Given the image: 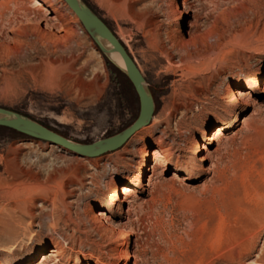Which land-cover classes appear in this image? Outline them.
I'll list each match as a JSON object with an SVG mask.
<instances>
[{
  "label": "rangeland",
  "instance_id": "1",
  "mask_svg": "<svg viewBox=\"0 0 264 264\" xmlns=\"http://www.w3.org/2000/svg\"><path fill=\"white\" fill-rule=\"evenodd\" d=\"M41 1L66 14L61 26L71 33L61 37L49 15L39 31L32 0H0V108L80 143L131 126L140 101L127 75L64 0ZM83 1L137 63L154 115L143 138L136 132L91 158L0 126V264L8 257L10 264H117L124 247L129 264H264V0ZM193 19L202 35L199 58L173 68L154 50L153 33L165 41L184 36ZM258 74L261 87L241 88L230 100L233 83ZM235 115L239 121L208 147L202 168L190 153L193 136L201 141ZM153 146L171 155L169 172L149 162L144 182L154 166L153 185H134L122 208L97 218L100 203ZM188 165L195 171L183 172ZM15 196L26 203L12 211ZM10 213L19 219L8 236L1 222ZM51 248L59 254L43 259Z\"/></svg>",
  "mask_w": 264,
  "mask_h": 264
},
{
  "label": "bare ground",
  "instance_id": "2",
  "mask_svg": "<svg viewBox=\"0 0 264 264\" xmlns=\"http://www.w3.org/2000/svg\"><path fill=\"white\" fill-rule=\"evenodd\" d=\"M114 1L118 5L122 0H114ZM180 2L182 3V5H185L187 0H180ZM32 3L38 10V15H37V19H36L37 21H35V25L39 31L44 30V29L42 30L40 28V26H41L39 23L40 20L43 19V17L45 15H49V19L52 21H56L58 24V28L63 30L64 35L61 36L62 35L61 34L60 35L61 37H65L66 35H69L71 33L70 27H67L66 25L61 26V24L63 22L65 23V21H66V14L65 13H63V12L52 13L50 11L49 7L47 5H45L43 3V1H41V0H32ZM73 13H74V11H73ZM45 26H46L45 28H47L48 24L45 23ZM148 33H150V32H148ZM153 35L155 38V42L153 40L154 50L158 51L161 55H163L167 59V62L171 67L182 68V67L186 66L187 60H194V59L199 58L200 51H201V49L199 47V45H200L199 41L202 39V35H201L200 31L198 30V23H197L196 19H193V21H190L188 23V27L185 31L184 36H179V35L167 36L166 35L167 40L165 41V40L161 39L160 31H159V33H153ZM107 47L109 50L111 49V47L109 45H107ZM109 55L112 57L113 61L121 69H125L124 61L119 54L113 53V54H109ZM134 62H135V60H134ZM143 86H144L145 90L148 92L149 89H148V85H147L145 79L143 80ZM261 86H262V84H261L260 74L252 75L251 77H249L245 81L242 80V81H237V82L233 83L228 88V96H229L231 101H235L239 98V95L242 93L241 88H246V90H252L255 88H259ZM237 121H239V117H238V115H235L231 120H226L224 123L214 127V129L209 134L205 135V137H203V140H201V141L197 140L196 136H193L194 142H193V147L190 150V153L193 156H196L198 158L202 168H205L204 162L208 159V152H209L208 147L211 144H213L214 141H217L219 138L226 135L227 130H229V128H231V126H233V123H235ZM144 127H146V126H143L136 131L137 132L136 137L138 139L143 138L142 135L144 133L141 132L140 130H142V128H144ZM81 157H83V156H81ZM151 161L154 164H156L157 166H163L162 174H166L169 172V164L171 162V155L163 154L157 146H153L149 150H142L141 156L138 159V161L136 162L137 163L135 166L136 171L132 175H130V177H128L125 181H123V183H121L115 187V189L113 191V195L109 201H103L100 203L99 208L97 209V211H95V215L98 216L97 218H99L101 220H106L107 219V215H106L107 211L114 210L117 208H122L126 202L125 197L135 192V189L133 188L134 185L139 186V187L145 185L148 188H150L151 185H153V183H154L153 176H154L155 171H156V167H154V166H152L150 169L151 173L148 175L147 182L146 183L144 182L145 170H147L149 168V162H151ZM195 168H196L195 165H188L187 167H185L183 169V172H185L186 174H190L193 171H195ZM180 170H181L180 166L176 165L175 166V172L173 173V175L176 176L178 174V172H181ZM13 176H14V179H19L20 178V172L19 171L13 172ZM17 186H18V184L15 182L10 184V191H11L12 195L17 192ZM11 200H12V202L10 203L11 208L9 210H12V211H16L17 209H22L26 203V200L20 196L11 197ZM18 219L19 218H17V216H15L13 213L12 214L10 213L9 217L1 222V224H2L1 231H6L8 236L11 235L14 231V226L18 222ZM121 235L128 237L129 233L122 231ZM127 252H128L127 247L120 248L119 254L121 255V260L117 264H129V256H126ZM57 254H59V253L55 250V248H51V249H49L48 253H45V255H43V259H46V257H56ZM6 260H7L6 264H10L12 262L10 257H8ZM79 262H81V261L78 260L75 263H68V264H77ZM29 264H33V263H29Z\"/></svg>",
  "mask_w": 264,
  "mask_h": 264
},
{
  "label": "water",
  "instance_id": "3",
  "mask_svg": "<svg viewBox=\"0 0 264 264\" xmlns=\"http://www.w3.org/2000/svg\"><path fill=\"white\" fill-rule=\"evenodd\" d=\"M78 16L86 32L104 54H119L125 64L123 72L133 84L140 101L136 121L122 132L92 143L72 141L37 122L28 115L11 109L0 108V126L13 129L29 137L44 140L83 157H96L120 148L138 129L147 126L154 115L155 104L150 91L143 86L145 79L127 48L99 15L83 0H65ZM107 45L111 47L109 50Z\"/></svg>",
  "mask_w": 264,
  "mask_h": 264
}]
</instances>
